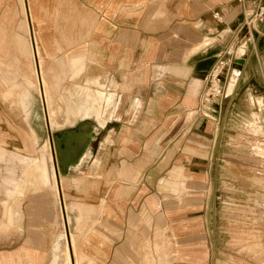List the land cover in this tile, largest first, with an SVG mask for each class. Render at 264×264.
<instances>
[{"label":"crops","instance_id":"obj_1","mask_svg":"<svg viewBox=\"0 0 264 264\" xmlns=\"http://www.w3.org/2000/svg\"><path fill=\"white\" fill-rule=\"evenodd\" d=\"M146 1L0 0V85L11 97L0 103V264H264V178L239 159H264L254 143L264 141V22L239 31L252 0H169L164 15ZM244 38L233 87L210 97L219 52ZM81 53L107 82L79 90L63 126L86 104L91 154L61 175L49 141L39 148L47 90L59 110ZM64 208L71 263L60 254Z\"/></svg>","mask_w":264,"mask_h":264},{"label":"rangeland","instance_id":"obj_2","mask_svg":"<svg viewBox=\"0 0 264 264\" xmlns=\"http://www.w3.org/2000/svg\"><path fill=\"white\" fill-rule=\"evenodd\" d=\"M168 1L169 0H147L146 1L147 5L144 6V8L150 7L153 3H159L160 11H159L158 14L159 15H164L168 11L167 10ZM175 1H178V0H175ZM245 31H246V29L242 30V32H245ZM254 36H255L254 37L255 43H259V41H261L262 38H263V37H260V35H258L257 33H255ZM216 40H217V38H216ZM242 41L244 42V41H246V39L244 38ZM238 45H236L235 47H237ZM80 55H81V60L79 62L78 69L75 71V76L72 77V79L66 76L65 79H64V82H63L64 83V86H63V93L64 94L61 95L60 100H59V102L61 104V105H59V107H60L59 110H57L55 105L53 104L55 102L54 92H52L50 89L47 90V101H48L49 117H50V122L49 123L51 124V129L49 127L48 128H42V129L45 130V136L42 137V139L39 140V144H40L39 148L47 140L49 141V145H48L47 148H48L50 154H48V157H50L49 160H51V161L53 160V163H54V156L56 155V154H53V150H54V147H55L54 133L61 134V132L66 131L68 129H75L76 130L77 126H63V125H65L64 123L66 122V118H69L73 113H75L74 110L77 108L78 104L81 101L80 100V95H79V90H80L81 86H85L87 88H91V87H93V85L96 84L97 88H99V87L102 86V82L103 81L107 82V79L102 81L100 79H97V78L94 79L93 77H90L89 75L91 73L87 71V68H88L87 55L84 54V53H81ZM64 66H67V64H65ZM85 75L87 76V78H85L86 77ZM34 77H35V80H36V76H34ZM42 81L45 82V79L43 78ZM85 84H87V85H85ZM0 86L2 87V89L0 90V103H3L4 105H6V104L10 105V107H11V97L9 99L8 98L5 99L2 96V93L5 92L8 89V87H6L4 89V87L2 85H0ZM37 87H38V85H37ZM104 87L105 88L107 87V83H106V86H104ZM111 88L117 89V87H113V86ZM6 113L9 114L10 116H11V114L13 116L15 115L16 119L17 118H21V114H20L19 111H12V113H11V109H10V110L6 111ZM260 131H261V129H260ZM252 132L254 134H259V133H256L253 130H252ZM262 142H264L263 138H261V139L259 138V139L254 140V143H257V144H259L260 146L263 147L264 144ZM252 143H253V141H247L245 143L241 142L240 145L242 147L248 148L249 151L251 150V152H252L251 154H254V151L252 149V147H253ZM36 151L37 150L35 148V150L32 151V154H36ZM261 155H264V150L262 151ZM240 156H241V157H239L240 162H242L243 164H246V161H248V160L255 162L256 165H258V166L262 165L264 163V159L261 158L262 162L259 160L260 157L259 158L257 157L258 158L257 161H254V160H252V156L250 158L242 157V155H240ZM244 156H247V155L244 154ZM258 166L256 167L255 172L256 171H257V173L259 172V174H261L260 176L264 178V173L262 171V168L260 166L259 167ZM37 170L39 171V169H37ZM55 170H56V167H55ZM55 170L53 168L52 174H53L54 178H55ZM50 176H51L50 173H48V177L49 178H50ZM56 180L58 182L57 173H56ZM35 186H37V184L34 185V183H33L31 189L34 190ZM39 186H40V184H39ZM260 187H262V186H260ZM262 188L264 189V187H262ZM62 211H63V209H62ZM68 211H69V209L66 211V209L64 208L63 216H62V212H61V209H60V226H61V230H62L61 234L63 235L62 236V240H61V249L62 250H61L60 254H61V261H63L64 258H65L66 262L71 263L72 259H71L70 246H69V237H70V233H71V225H72V223H71V216H70V220H67V215L68 214L71 215V213L70 212L68 213ZM66 212H67V215H66ZM256 215H257L256 219H255L256 227H257L256 229L260 230L262 228V230H263L264 221L262 219H260L259 217H260V215H264V208L263 207H257L256 208ZM7 228H11V223L7 224ZM66 245L68 246L69 251H68V248H66L67 255L65 257L64 250H65V247H67Z\"/></svg>","mask_w":264,"mask_h":264},{"label":"built area","instance_id":"obj_3","mask_svg":"<svg viewBox=\"0 0 264 264\" xmlns=\"http://www.w3.org/2000/svg\"><path fill=\"white\" fill-rule=\"evenodd\" d=\"M215 17L222 20V16L219 12L215 13ZM259 22H264V0H252V5L243 10V23L239 31L243 29H252L255 24ZM33 39L36 41L33 36L32 44ZM245 43L246 41L243 42V44ZM243 44L240 43L237 47L227 46L219 52L218 61L205 78L206 92L210 97L223 99L228 95L229 84L232 80L231 71L234 60L241 57L246 52L245 50L247 47H245L243 52L240 50Z\"/></svg>","mask_w":264,"mask_h":264},{"label":"bare ground","instance_id":"obj_4","mask_svg":"<svg viewBox=\"0 0 264 264\" xmlns=\"http://www.w3.org/2000/svg\"><path fill=\"white\" fill-rule=\"evenodd\" d=\"M245 44L241 46V52L245 50ZM234 81L235 80L233 78L229 84V89L233 87ZM104 82L105 81H103V83ZM86 102L88 101L86 100ZM84 107L85 111L80 112L83 118L81 120L83 121L79 123V121H81L79 120L73 125L76 126L78 124L76 130L68 129L61 132V134L54 133L55 147L53 153L56 154L54 156V164L58 162L59 172L61 175H67L70 172L71 167H78L85 160V158L91 154V141L96 128L91 123V118L85 117L87 114V105L84 104ZM56 262L57 257L55 256L52 264H56Z\"/></svg>","mask_w":264,"mask_h":264},{"label":"water","instance_id":"obj_5","mask_svg":"<svg viewBox=\"0 0 264 264\" xmlns=\"http://www.w3.org/2000/svg\"><path fill=\"white\" fill-rule=\"evenodd\" d=\"M243 63H244V59L237 58V59L234 60V67H236L237 69H241Z\"/></svg>","mask_w":264,"mask_h":264}]
</instances>
